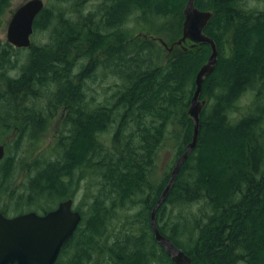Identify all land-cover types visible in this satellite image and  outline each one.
Returning a JSON list of instances; mask_svg holds the SVG:
<instances>
[{
    "label": "trees",
    "instance_id": "trees-1",
    "mask_svg": "<svg viewBox=\"0 0 264 264\" xmlns=\"http://www.w3.org/2000/svg\"><path fill=\"white\" fill-rule=\"evenodd\" d=\"M52 1L67 6L36 16L33 33L46 31L48 40L31 42L20 66L21 49L0 41V140L15 135L4 144L0 194H12L17 162L35 156L17 210H52L49 202L73 199L83 181L95 190L76 208L81 221L55 264H173L149 217L191 141L187 109L209 46L187 42L163 65L153 61L158 38L170 45L181 36L187 0H95L88 10L93 0ZM10 2L0 0V28ZM194 5L213 13L204 33L218 58L202 85L195 148L156 223L193 264H264V8L248 9L245 0ZM130 20L146 33L141 39L124 28ZM161 31L170 38L154 36ZM98 69L118 81L103 102L83 89ZM62 111L58 136L41 150L40 133Z\"/></svg>",
    "mask_w": 264,
    "mask_h": 264
},
{
    "label": "water",
    "instance_id": "water-1",
    "mask_svg": "<svg viewBox=\"0 0 264 264\" xmlns=\"http://www.w3.org/2000/svg\"><path fill=\"white\" fill-rule=\"evenodd\" d=\"M44 8L43 0H27L12 13L6 26V41L14 48H28L31 45L33 23ZM213 13L203 11L194 5V0H187L183 8L181 36L168 45L158 38L169 55L174 46L187 49L199 44L209 46L210 54L206 62L198 69L195 76V89L190 100L187 114L193 122L192 137L185 151L176 159L168 183L153 206L149 222L157 244L162 247L173 264H193L190 257L170 239L162 235L156 223V212L166 199L170 188L180 170L183 161L195 148L200 114L205 100H200L202 85L214 70L218 51L212 38L204 33ZM5 155V146L0 144V161ZM81 221V214L73 209V200L59 201L57 206L46 213L30 211L15 216H5L0 212V264H55L62 248L74 234Z\"/></svg>",
    "mask_w": 264,
    "mask_h": 264
},
{
    "label": "rangeland",
    "instance_id": "rangeland-1",
    "mask_svg": "<svg viewBox=\"0 0 264 264\" xmlns=\"http://www.w3.org/2000/svg\"><path fill=\"white\" fill-rule=\"evenodd\" d=\"M27 0H11L10 2V6L5 10V12L2 15V19H3V26L2 28H0V41H6L5 35H6V26L7 23L12 15V13L14 12V10L19 7L21 4H23L24 2H26ZM44 5L45 6H50L55 5L56 7H66L67 4H56L54 3L52 0H43ZM95 0L90 1V2H86L85 4V9H93L94 5H95ZM245 7H247L248 9H263L264 8V0H245ZM161 22V21H160ZM159 21L157 23H160ZM164 22V21H162ZM161 22V23H162ZM124 28H129V29H133L134 30V36L136 37H141V35L146 34L145 32L142 31L141 28H135V22L133 20H130L127 25L124 26ZM154 32V31H152ZM158 35H154V36H160L162 38L167 37L170 38V33L168 31H161L159 33H157ZM141 39V38H140ZM48 40V33L46 31H38V33H33L31 35V42L32 43H45ZM154 46L152 49V54H153V61L154 63L158 64V65H163L166 61L164 58V55H168L166 50L163 48V46H161L159 43L154 42ZM14 48V47H13ZM14 49H18V48H14ZM21 52L18 53V60H17V67L20 66L26 59L27 57V48H20ZM86 64V60H80L78 61V64L76 66V70L78 71L79 69H81L84 65ZM11 77H16L18 75V72L12 71L10 73ZM118 83L117 78H113L111 76L109 77H103L101 70H96L95 73H92L89 75V77L85 78L84 83H83V89L86 93L87 97H90L93 93L95 94L98 102H103L105 97H109L110 94L114 91V88H111L110 90H106L112 83ZM109 89V88H108ZM248 101L247 98L244 99L243 103H246ZM62 116H63V111L60 112L59 115H57L52 121L51 123L48 125V127L45 129L44 132L40 133V140L38 141L39 147H42L41 150H44L46 148H50V145L54 142V139L58 136V128H59V124L62 120ZM15 135H7L5 137H3L0 140V144H5V143H11L12 140L14 139ZM39 153V152H38ZM37 153V154H38ZM36 154V155H37ZM165 155V156H164ZM166 154H162V158H165ZM35 159H32V161H23V162H17L18 166L15 170L14 176L12 178V182H11V187L9 189V192L11 195H6V197L4 198L3 194H0L1 196V202H0V212H5L8 216H13L16 215L18 212L17 211H23V212H27V211H34V206H28V205H23L22 208H20V210H17V203H19L18 201V197L22 194V192L24 191V187L26 184V178H27V174L29 172V169L32 166V163ZM88 182L83 181L79 188H76L75 190V197H73V207L74 209L76 208H86L84 206L83 203V199H84V194H88L87 197H90L89 195L91 193H93L95 190L94 188L90 187L89 184H87ZM86 196V195H85ZM86 201V198H85ZM56 202V201H55ZM55 202H49L48 206H55L56 203ZM38 210H40L38 208ZM39 213H41V211H39Z\"/></svg>",
    "mask_w": 264,
    "mask_h": 264
},
{
    "label": "flooded vegetation",
    "instance_id": "flooded-vegetation-1",
    "mask_svg": "<svg viewBox=\"0 0 264 264\" xmlns=\"http://www.w3.org/2000/svg\"><path fill=\"white\" fill-rule=\"evenodd\" d=\"M86 62H87V59H86ZM87 64V63H86Z\"/></svg>",
    "mask_w": 264,
    "mask_h": 264
},
{
    "label": "bare ground",
    "instance_id": "bare-ground-1",
    "mask_svg": "<svg viewBox=\"0 0 264 264\" xmlns=\"http://www.w3.org/2000/svg\"><path fill=\"white\" fill-rule=\"evenodd\" d=\"M190 143V142H189ZM190 154V153H189ZM184 162V161H183Z\"/></svg>",
    "mask_w": 264,
    "mask_h": 264
}]
</instances>
